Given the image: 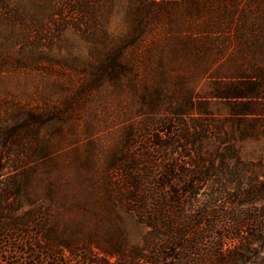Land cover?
I'll return each mask as SVG.
<instances>
[{"label": "trees", "instance_id": "1", "mask_svg": "<svg viewBox=\"0 0 264 264\" xmlns=\"http://www.w3.org/2000/svg\"><path fill=\"white\" fill-rule=\"evenodd\" d=\"M67 4L76 16L73 30L90 43L88 55L81 66L69 67L79 81L73 90L64 91L59 107L42 110L19 102L9 104L0 118V232L26 229V236H37L33 244L39 243L49 256L61 257L80 254V224L100 225L128 216L146 228L139 244L96 243L88 253L95 250L112 264H264V205L257 207L264 200V166L243 161L235 146L264 138L261 84L215 86L205 92V100L184 92L179 84L169 96L145 85L136 99V113L148 128L144 146L138 144L137 151L133 130H122L100 165L99 180L81 174L80 158L62 163L51 149L39 147L37 140L59 120V108L69 110L90 91L123 93L140 72L128 52L160 26L170 38V53L159 59L149 78L163 86L194 77L193 38L176 20L178 15L202 13L199 1L0 0V9L18 18L26 33L23 39L33 45L37 41L40 47L70 27L64 17ZM235 12V6L223 9L226 16ZM112 17L119 19L116 32L104 27ZM96 27L98 32H92ZM215 33L223 30L217 27ZM199 43L203 60L206 43ZM80 76L85 77L83 84ZM213 106L226 114L215 118ZM82 181L101 194L96 199L87 194L80 201ZM227 197L233 199L232 211L217 210ZM80 205L87 209L83 217ZM38 214L43 221L30 230ZM242 219L244 225H239ZM241 226L250 232L227 246L225 231Z\"/></svg>", "mask_w": 264, "mask_h": 264}, {"label": "rangeland", "instance_id": "2", "mask_svg": "<svg viewBox=\"0 0 264 264\" xmlns=\"http://www.w3.org/2000/svg\"><path fill=\"white\" fill-rule=\"evenodd\" d=\"M196 1L204 7L202 13L190 18L178 15L176 20L180 28L191 33L193 38V51L190 52L192 58H189L194 77L184 79L181 83L175 80L163 86L149 78L151 69L158 67L159 59L170 50V38H167L166 30L160 26L137 50L128 52V59L140 72L135 80L127 82L125 91L120 94L108 91L86 92L80 95V99L69 110L59 108L62 112L59 120L37 140L39 147L51 149L62 163L80 158L81 174L99 180L102 178L100 165L118 144L122 130H133V145L144 146L141 143L145 141L144 133H148V128L144 118L136 113V99L137 93L145 85L165 90L169 96L168 92L176 90V84H179L184 92L191 91L200 100H205V92L215 86L224 88L227 83H257L262 85L264 95V0ZM234 6L236 12L233 17L223 13L224 7L232 9ZM64 10V17L70 22L67 31L59 38L57 35L50 36L46 42L48 44L42 41V46L36 47L37 41L33 45L31 41L23 39L26 33L18 18L10 16L8 10L0 9V118L6 113L9 104L19 102L42 110L59 107L65 97L64 91L73 90L70 89L71 86L79 81L69 67L81 66L82 61L87 58L90 43L73 30L72 22L76 16L73 15L72 8L67 4ZM165 23L164 21L163 25ZM104 27L109 32H116L119 29V19L112 17ZM217 27L223 33H215ZM99 29L100 27H96L91 31L95 33ZM36 35L38 34L33 36ZM201 40L206 43L203 60L198 53ZM216 53L219 57L215 56ZM180 58L185 59L186 56L181 52ZM84 80L85 77L80 76V84ZM259 104H264V99ZM211 108L214 116H217L215 118L226 114L224 109H220L222 107ZM261 120L263 123L264 119ZM140 146L137 151H140ZM235 146L243 161L264 166L263 137L241 141ZM82 182L80 201L87 194L91 199H96L101 194L93 192L95 189L92 190L87 182ZM232 202L231 197H227L224 204L221 200L217 210L230 213ZM263 205L264 200L257 203V207ZM91 209H94L93 205ZM85 211L87 209L80 205V217L85 216ZM55 212H52L54 217L57 216ZM37 221H43L39 214L34 221L36 225H32L30 230L38 229ZM243 221L242 219L239 225H244ZM245 231L250 232L242 226L231 231L227 229V246L232 245V240L245 236ZM23 232H0V264H112V259L98 256L95 250L88 253L86 249L96 243L103 246H110L118 241L139 244L146 228L138 224L134 217L128 216L121 221H107L100 225L80 224V241L77 246L80 254L64 253L61 257L47 255L39 243L33 244L37 237L35 234L26 236Z\"/></svg>", "mask_w": 264, "mask_h": 264}]
</instances>
